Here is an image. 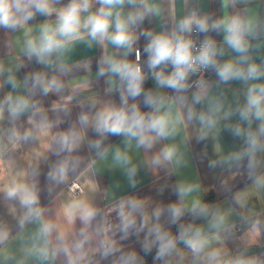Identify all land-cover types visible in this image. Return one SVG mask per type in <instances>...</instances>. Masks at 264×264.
<instances>
[{"label": "clouds", "instance_id": "obj_1", "mask_svg": "<svg viewBox=\"0 0 264 264\" xmlns=\"http://www.w3.org/2000/svg\"><path fill=\"white\" fill-rule=\"evenodd\" d=\"M218 2L217 14L184 0L177 15L176 0L167 9L165 0H0V32L19 49L0 58V155L50 136L48 154H37L49 191L71 186L85 148L89 170L110 159L135 190L142 169L177 176L188 146L212 140L207 167L232 197L223 208L201 196V182L180 178L155 189L175 200L133 193L106 212L81 192L62 208L81 225L68 241L46 216L38 164L17 169L0 185L17 229L0 224V264H264L253 251L264 248V212L250 199L264 192V0ZM81 46L99 55L74 59ZM101 80L103 95L93 90ZM49 95L59 98L55 118L41 102Z\"/></svg>", "mask_w": 264, "mask_h": 264}, {"label": "crops", "instance_id": "obj_2", "mask_svg": "<svg viewBox=\"0 0 264 264\" xmlns=\"http://www.w3.org/2000/svg\"><path fill=\"white\" fill-rule=\"evenodd\" d=\"M201 6L207 11L217 12L219 10L218 0H200ZM164 7L167 9L168 4L165 0ZM185 11L184 0H176V13L177 15H182ZM146 23V27L154 26ZM218 40L222 39V36L216 37ZM15 36H10L3 32H0V58H5L6 60L15 55L19 49L16 46L15 49L12 47V43L15 40ZM143 39L140 41V46H143ZM99 55V49H93L91 51L85 49L83 46L78 47L73 54L74 59H79L84 56L95 57ZM152 82L149 81L146 87H151ZM103 81L95 82L93 85V90L101 95H103L104 90ZM234 87H238V84L234 83ZM232 93L229 92V95ZM43 106L48 110L50 117L55 118L58 114L53 112V106L55 103L59 102V98L55 95H49L48 97L42 98L41 100ZM78 108L73 109L72 119L75 118ZM5 127L7 125H4ZM26 126V125H25ZM68 123L60 125L59 128H54L52 133L66 128ZM92 134L89 133V136ZM113 142H117L119 138H111ZM50 136H42L38 142H32L29 144L21 145L18 149L10 151L7 154L0 155V185L6 182L12 172L17 169L28 170L33 165L39 167L41 175L37 177L39 186L41 188V202L47 208L46 216L51 219L56 225L57 230L54 236L59 233H64L66 239L70 241L73 238L74 233L81 227L80 222L77 221L75 224L70 223L63 215V205L64 203L72 198L74 195L71 193L67 185H61L58 187H52L49 191V184L45 179V173L48 170V162L40 159L37 154L44 153L48 154L47 145L50 144ZM221 147L225 150L232 147L234 141L232 137L224 132L221 134ZM214 142L209 140L208 142L196 143L193 141L188 146V159L189 163L187 167L183 168L177 176L169 177L167 172L164 170H159L158 172L141 170L138 179L141 183L138 188L133 190L127 185L126 179L119 169L110 167L111 160L102 163L98 162L99 171L93 173L88 169V163L94 158V155L89 152L86 148L81 150V156L84 159V163L76 174L72 177V180L77 181L81 188L82 193L89 196L99 207L104 209L106 212L110 211L113 204L122 196L137 193L140 195L151 196L154 200H163L165 202L175 200L176 197L171 194L170 191H166L163 196H157L155 189L164 183H174L177 179L185 178L190 180H198L202 183L206 193L212 190L215 194L216 200L214 201L217 205L228 208L231 205L232 197H226L224 193L219 190L220 173L218 170H210L207 167V159L204 158V154L207 153L208 157H211L214 153ZM137 160L143 159V153L135 155ZM51 159H54L52 157ZM99 177L104 178L103 184L101 185ZM243 187V185H238ZM80 192V193H81ZM204 191L201 192V196L204 197L206 194ZM251 202L253 204V210L258 212H264V192L257 193L253 191L251 193ZM114 216L115 213L113 212ZM233 220L238 221V217L233 214ZM199 222V221H198ZM0 224H6L12 229L13 235H16L17 229L15 227V220L9 213L8 204L0 197ZM238 243V241L236 242ZM233 245L230 244V247ZM12 248H18V243L13 241L11 244ZM254 252L264 251V248L256 247L253 249ZM57 264H64L63 259L57 262Z\"/></svg>", "mask_w": 264, "mask_h": 264}, {"label": "trees", "instance_id": "obj_3", "mask_svg": "<svg viewBox=\"0 0 264 264\" xmlns=\"http://www.w3.org/2000/svg\"><path fill=\"white\" fill-rule=\"evenodd\" d=\"M99 179H100V183L102 185L104 178H103V181H102L101 177H99ZM203 198L209 202H214L216 200L215 194L212 190H210L208 193H206ZM173 230H175V229H173ZM148 264H151V257L148 258Z\"/></svg>", "mask_w": 264, "mask_h": 264}, {"label": "built area", "instance_id": "obj_4", "mask_svg": "<svg viewBox=\"0 0 264 264\" xmlns=\"http://www.w3.org/2000/svg\"><path fill=\"white\" fill-rule=\"evenodd\" d=\"M67 188L73 194H79L82 191L80 184L75 180H72L71 186H67Z\"/></svg>", "mask_w": 264, "mask_h": 264}]
</instances>
